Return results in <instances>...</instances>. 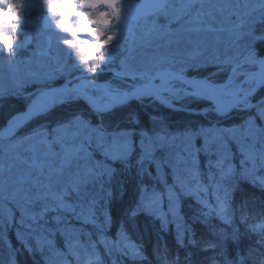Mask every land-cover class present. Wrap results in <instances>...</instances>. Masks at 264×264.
Returning a JSON list of instances; mask_svg holds the SVG:
<instances>
[{
  "label": "rangeland",
  "instance_id": "rangeland-1",
  "mask_svg": "<svg viewBox=\"0 0 264 264\" xmlns=\"http://www.w3.org/2000/svg\"><path fill=\"white\" fill-rule=\"evenodd\" d=\"M256 2L257 0H167L164 10L156 17L128 22L121 26L118 22L120 17L115 14L114 6L108 4L107 0H0V49L3 48L5 55L12 61L3 62L7 66L6 70L0 62V74L4 77L2 85L5 91L14 88L19 92L27 86L28 95L39 94L37 87L49 85L58 75L64 76L65 72H70L72 68L76 71L79 69L77 72L81 73L83 72L81 66H89L90 63L95 69L98 62L102 69L118 64L141 72H147L149 68L152 70L155 67L162 68L165 72L169 71L167 70L169 67L171 69L175 67L170 73L178 76L179 70H182L179 68L183 67L186 61L190 62L191 67L194 65L198 67L209 59L222 65L221 61L225 64L246 59L248 62L243 76L251 83L247 88L231 81L221 90V99L229 104L225 107L227 115L249 113V117L238 126H234V129L215 122L212 125L209 123L212 127L199 129L197 134L183 133L165 137L164 133H160L162 130H168L165 127L168 123L165 125L162 120L165 116L159 113L157 107H151L150 118L155 123L158 122L156 128L160 131L156 135L142 136L136 146L131 135L122 130L113 128L114 131H111L93 127L96 131H92L88 127L72 125L73 120L69 121L66 132L61 133L57 129H52L53 133H50V136H44L40 140L41 134L38 129L47 130L52 127L50 123H40L23 135H14L13 140L0 143V225H12L14 215H17L15 238L27 245L25 239L29 237L38 249L57 233L66 238L77 234L80 238L88 236L87 231L92 228L98 234L109 221L101 211L100 199H95L99 194L103 197L102 188L112 180L109 177L111 170L106 163L111 165L112 161H125L131 158L136 159V170L142 176L149 174L151 168L155 175L159 173L161 177L163 173L160 172L163 168L169 167L173 171L174 182L166 185L165 181L161 180V183L170 204L168 205L170 212L175 214L177 207L175 185L181 183L178 182L181 174L178 165L182 162L188 163L184 174L191 175L197 172L198 164L195 158L200 151L199 148L196 149L197 145L203 147V151L207 153L220 151L222 149L215 147V142L223 135V138L231 140L230 142L238 146L240 151L241 145L247 144L244 148L248 153L242 150L239 154L242 158L245 155L248 159L255 158L256 151L250 146L255 145L264 136V105L251 108L250 100L242 101L241 106L236 103L256 81L257 64L251 62L254 50L249 48L253 41L251 43L247 41V39L256 41L263 36L261 32L253 33L255 30L253 22L262 20L261 17L264 16V3L260 2L258 5ZM65 9L69 10L67 14L62 13ZM5 12L8 13L7 18L3 16ZM41 16L46 19L39 23L37 19ZM43 23L46 27L45 33L50 26L54 32L51 47L47 46L45 49L43 45L33 43L30 52L32 56L21 59L28 49L23 43L10 41L11 36L15 35V32L18 34L20 30H25L29 35L42 33ZM5 41L10 42L6 44ZM223 41L228 43L225 44ZM216 45L219 48H215ZM38 49L47 50L48 54L41 55L43 51L39 52ZM124 52L127 54L123 55ZM118 53L123 56H118ZM34 84L38 86L34 87ZM168 85V81H162L158 87ZM97 87L98 85L88 84V90L93 91L94 99L98 103L112 102L108 94ZM186 87L190 91H197L195 101L198 107H190L193 113L183 112L184 114L194 120H202L200 113L194 112L204 110L205 107L212 112L211 110L219 107L211 101L210 95L203 91L199 83L184 82L183 88ZM113 94L116 99L122 95L114 92ZM146 95L142 97L145 98ZM180 95L173 94V98L168 96V99L175 104ZM70 97L76 98V94L72 93L68 98ZM191 104L194 105L193 102ZM232 105L233 108L230 107ZM246 105L248 108L241 109ZM208 118L219 119L210 113ZM116 119L118 120V117ZM45 140L47 143H44ZM200 140L201 143L197 144ZM83 143L87 145V150L81 149ZM218 144L221 145L220 142ZM83 157L92 165L87 164L86 170L80 172L78 161ZM260 159L264 161L262 156ZM65 171H69V175H61L60 185L52 182L53 172L58 176L59 172L62 174ZM78 187L91 190L90 201L83 198L85 194L79 192ZM143 191L146 194L147 191ZM76 194H79V197ZM150 199L153 200L154 197L151 196ZM61 220L66 229L68 225L70 226V221L78 224L73 226L71 223L73 229L62 230L58 226ZM49 224L58 230L51 227H47V232L42 230V226ZM42 232L48 235L41 236ZM107 239L110 238L106 237L101 241L111 242ZM43 240L45 244L40 246ZM89 242L86 240L84 244H87L81 247L68 243L61 254L51 250L48 242L46 254L50 258L49 264L89 262L96 264L98 245L91 246L92 241ZM0 245L6 249L10 247L6 236L1 237ZM127 245L124 239L118 238L109 245H103L102 248L106 254L116 256L115 253L123 251ZM65 252V255L70 254V259L63 257ZM94 259L96 261H93Z\"/></svg>",
  "mask_w": 264,
  "mask_h": 264
},
{
  "label": "trees",
  "instance_id": "trees-1",
  "mask_svg": "<svg viewBox=\"0 0 264 264\" xmlns=\"http://www.w3.org/2000/svg\"><path fill=\"white\" fill-rule=\"evenodd\" d=\"M260 2L264 3V0H257L256 3L261 4ZM254 13L256 12L252 14ZM261 18L263 19L253 22L255 27L253 33H262L263 38L261 40L258 38L256 41L247 39L249 43L254 42L249 48L257 54L264 51V16ZM250 35L252 34L250 33ZM224 43L226 44L228 41ZM215 48L219 47L216 45ZM125 54L127 52H124L123 55ZM123 55L118 53V56ZM8 57L3 48L0 49V62L5 66L3 67L5 70L7 66L3 62H12ZM214 62L209 59L199 64L200 67H194L196 65L191 67L190 62L186 61L182 69L190 75L193 73L197 76L206 77L209 81L223 83L230 67L237 63V60L225 64L221 61L223 65L219 64L220 62ZM119 67L131 69L126 66ZM81 69L85 70L86 68L81 66ZM10 76L13 75L10 74ZM3 79L4 77L0 74V90L5 93L4 97L0 99V129L21 113L31 99L35 97V95H28L27 86L19 92L14 88L5 91L2 85L4 84ZM151 107H157L159 113L165 116L162 120L168 123L169 134L195 132L201 128H206L207 124L204 121L194 120L184 113L138 102H130L108 113L103 120L105 122L104 128L105 130L111 129V131L115 128L129 133L132 141L137 145L143 134H155L157 131L156 123L150 118ZM76 117L87 120L90 125L89 130L96 131L94 128L99 129L96 123L97 119L89 113L88 108L81 101L70 100L56 104L47 113L33 119L19 135H23L34 125L44 122L50 123L52 127L48 126L50 128L47 130L38 129L41 134L40 140L44 136H50V133H53L52 129L69 124V121L71 122ZM115 124L118 126L116 127ZM233 124L228 123V125ZM5 142L7 141H0V143ZM232 145V143L228 144L227 148H223L221 152L212 151V153H207L200 148L202 150L196 154L195 160L198 159L200 166H197V173L192 174L193 180L191 179L192 175L187 176L189 192H184L185 196L181 199L183 203L181 212L186 222L185 225L190 232L189 235L185 236L183 242L175 236L172 223L163 225L159 219L154 218L153 214L148 212V207L141 206L143 203V200L139 199V196L140 198L143 197L141 190L143 187L149 188V183L142 181L141 185L137 181V176L134 177V175L139 174L136 170V159L112 161L111 165L106 163L111 170L109 177L112 180L102 188L103 197H100L99 194L95 199H100L101 208L107 212L110 218L109 228L121 230L138 247L130 254L128 249L126 255L119 260V264H264V182H262L264 181V161L260 159V156L264 158V136L255 145L250 146L253 151H256L254 155L256 159H248L246 155L242 158L239 155L242 150L246 151L244 147L247 144L241 145V151ZM86 146L85 144L82 145L81 149L87 150ZM209 148L212 147L209 146ZM79 161L84 162L82 168L85 169L87 164L88 166L92 165L84 157ZM172 172L169 167H165L160 173H165L171 177ZM63 174L69 175V171L62 174L59 172L58 176L53 172L51 175L56 181L53 180L52 182L60 185ZM159 175V173L155 175L153 168H151L149 174L143 176L144 179H152L154 176L158 178ZM78 190L85 194L83 198L86 201L91 200L92 192L90 189L78 187ZM76 195L79 197V194ZM214 208L220 210L218 215L212 212L206 215L204 212ZM15 210L18 211V209ZM14 217L12 225H0V240L1 237L6 236L10 243V247L7 249L0 245L1 264H49L46 254L48 242H50L51 250L61 251L64 250L65 241L72 242L74 240H72V235L66 238L57 233L51 236V240L47 244L44 240L41 241L40 246L45 244L42 248H36L29 237L25 239L28 243L25 245L23 242L17 241L14 236V230L17 228V215ZM60 222L58 226L62 230L73 229L71 224L73 222L70 221V226L68 225L67 229L62 224L63 221ZM73 224V226H77L78 223ZM47 227L53 229V226L49 224L42 226V230L47 232ZM53 230H58V228L54 227ZM42 234L44 233L42 232L41 236ZM64 239L65 241H62ZM128 255L138 256L130 257Z\"/></svg>",
  "mask_w": 264,
  "mask_h": 264
},
{
  "label": "snow or ice",
  "instance_id": "snow-or-ice-1",
  "mask_svg": "<svg viewBox=\"0 0 264 264\" xmlns=\"http://www.w3.org/2000/svg\"><path fill=\"white\" fill-rule=\"evenodd\" d=\"M135 6L129 5V13L128 15H131V9ZM3 16H8V13H3ZM47 26V25H46ZM7 44L8 42L5 41ZM26 43H31V39L26 41ZM10 46V45H9ZM49 47H51V38H49ZM41 55H47V50L40 53ZM255 54L253 53V56ZM254 62H257L261 66V75L264 76V59H256ZM59 70V69H58ZM120 75V73H118ZM88 88V84L85 82H82L79 85H76L73 88H67V87H61L58 89H51L47 90L41 93V97L38 98L37 101H33L31 105L27 108V110L24 113H19L17 116L13 117L12 120L9 121L8 127L3 131L0 132V137H4L7 135L12 134L14 131H16L19 127L23 126L24 123L27 121L33 119L35 116L44 114L47 111H50L52 108L56 106V103H65L67 102V98L72 94H76V98H82L87 103H89L90 107H93L94 111L99 112H106L112 110V108L119 106V104L125 103L129 100L130 97H136L138 95H144L146 94V89H137L135 92L129 94V93H123L120 97V100L117 104H108L104 106H96L93 101V97L89 95V93L86 91ZM5 93L0 90V99L4 97ZM72 125L76 127H89V122L87 120H84L81 117L73 118V121L71 122ZM69 125L65 124L61 127L57 128L58 132H66ZM123 134V133H122ZM102 136L103 133H100ZM44 143H47L45 140ZM50 147V145H49ZM264 182V181H262Z\"/></svg>",
  "mask_w": 264,
  "mask_h": 264
},
{
  "label": "water",
  "instance_id": "water-1",
  "mask_svg": "<svg viewBox=\"0 0 264 264\" xmlns=\"http://www.w3.org/2000/svg\"><path fill=\"white\" fill-rule=\"evenodd\" d=\"M110 1H112V0H110ZM114 2V1H113ZM165 2H166V0H141V1H139V2H127L126 4H125V7H124V13H123V15H122V19H121V21L122 22H124L125 20H131V19H138V18H142V17H146V16H149V15H152V14H154V13H156V12H158V11H160L162 8H163V6L165 5ZM129 5H133V6H135L134 8H132L131 9V15H128V13H129ZM69 11H65V13L67 14ZM260 59H264V54H263V56H262V58H260ZM261 66H260V64L258 63V78H257V84L255 85V87H254V89H253V92H256L261 86H262V79H261ZM131 76H133V75H130L129 77H131ZM197 81H199L201 84H202V86H204V89L207 91V92H209V90H208V88H207V85L205 84V82L202 80V79H196ZM79 84H81L80 82L78 83V85ZM143 87H146V88H148L149 90H152L153 91V88H151L150 86H148V85H142ZM224 86V85H223ZM223 86H220L219 87V89H221ZM61 87H63V86H59V87H56V88H51V89H58V88H61ZM73 87H75V85H73L72 87H70V88H73ZM51 89H48V90H51ZM135 90L136 89H134V90H132V91H130L129 92V94H131V93H133V92H135ZM47 91V90H46ZM252 92V93H253ZM210 93V96H213V93L212 92H209ZM251 94V93H250ZM250 94H248V95H246L245 97H243L242 99H240L236 104H239V103H241L242 101H244V100H246L249 96H250ZM158 96L160 97V95L158 94ZM41 97V94L39 95V96H37L35 99H33L31 102H30V104H28V106L25 108V110H24V112L27 110V108L29 107V105H31L32 103H33V101H37L38 100V98H40ZM133 99V97H130L129 98V100L128 101H130V100H132ZM83 100V102H85L88 106H90L89 105V103H87L84 99H82ZM127 101V102H128ZM214 103H216V104H218V105H220V106H229V104H225V103H221V102H218V101H216V100H212ZM160 102H161V104H163L165 107H168L169 108V106L168 105H166V102L160 97ZM126 103V102H125ZM261 103H263L264 104V99H262V100H260V101H258L256 104H253L254 106H257V105H259V104H261ZM115 104H117V103H113V105H115ZM122 104H124V103H122ZM122 104H119V105H122ZM252 105V106H253ZM96 106H104V105H96ZM231 108H233L234 107V105H232V106H230ZM90 108H92L93 109V107H90ZM171 108V107H170ZM173 109H175V110H179V111H183V112H187V113H189V112H191V113H193L192 111H190V110H186V109H180V108H177V107H172ZM207 111H209L210 109H206ZM205 110H201L200 109V111H196V112H194V113H200V115H201V113H203ZM212 112H215V111H213V110H211ZM23 112V113H24ZM217 115H219V113L216 111L215 112ZM28 122V121H27ZM26 122V123H27ZM26 123H24L23 124V126H21V127H19L16 131H14L12 134H10V135H7V136H4V137H0V139H7V138H10V137H12V136H14L20 129H22L23 127H24V125L26 124ZM4 130H2V131H0V132H3Z\"/></svg>",
  "mask_w": 264,
  "mask_h": 264
},
{
  "label": "bare ground",
  "instance_id": "bare-ground-1",
  "mask_svg": "<svg viewBox=\"0 0 264 264\" xmlns=\"http://www.w3.org/2000/svg\"><path fill=\"white\" fill-rule=\"evenodd\" d=\"M258 5H260V4H258ZM253 13V12H252ZM263 37L261 36V39H262ZM260 39V38H259ZM260 39V40H261ZM254 56H253V58L256 60V58L257 59H260V54H257L255 51H254ZM253 55V54H252ZM237 76V78L238 79H236V80H233L234 82H236V83H239V86H242V87H247V88H249L250 86H251V83H249V82H247L246 81V79L244 78V77H242V76H240V75H236ZM135 77H136V75H135ZM249 84V85H248ZM249 86V87H248ZM252 88H253V86H252ZM94 104H96V101L94 100ZM87 108L88 109H92V108H90V106H88L87 105ZM146 174H144V176H145ZM137 176V181L138 182H140V184L142 185V181H144L145 183H149V188H148V190H150V189H153V187L150 185L151 183H155L157 180H156V178H155V176L154 177H152V179H150V178H148V179H144V176H142V175H134V177H136ZM141 195L144 197V199H142V198H140V196H139V199H142V200H147L148 198H147V193L146 194H144L143 192H142V190H141ZM138 199V200H139ZM133 201H134V199H133ZM148 202V201H147ZM108 218H109V216H108ZM137 227V226H136ZM87 232H89V230L87 231ZM109 235H110V239H107V240H111L112 241V238H114L117 234H116V230L115 229H111V231H110V233H109ZM97 250V249H96ZM126 253L127 252H125L123 255H121V256H118L117 258H120V257H124V255H126ZM100 254H98L97 256H99ZM122 257V258H123Z\"/></svg>",
  "mask_w": 264,
  "mask_h": 264
},
{
  "label": "flooded vegetation",
  "instance_id": "flooded-vegetation-1",
  "mask_svg": "<svg viewBox=\"0 0 264 264\" xmlns=\"http://www.w3.org/2000/svg\"><path fill=\"white\" fill-rule=\"evenodd\" d=\"M120 5V4H119ZM122 5V4H121ZM121 5H120V8H116V12L118 13V12H120V9H121ZM55 22L57 23V21L55 20ZM37 23V22H36ZM35 24V23H34ZM46 24V23H45ZM43 28H46L45 27V25H44V23H43ZM53 33L54 32H52V30H51V26H50V28H49V30H47V33H45V32H42V33H38L37 32V35L36 34H34V35H31L30 36V39H31V43H30V46H32L33 45V43H35L36 45L37 44H40V45H43V42H46V44L49 46V38H51V41H53L54 40V37H53ZM18 40H20V38L22 39L23 37H24V32H18ZM28 52L30 51L29 49L27 50ZM38 51H39V49H38ZM40 52V51H39ZM72 78V77H71ZM119 79H121V78H119ZM140 80H139V82L141 81V82H143L144 81V78H139ZM133 82H131L130 83V86H135V85H137V84H139V82L137 83V81H135V80H132ZM140 82V83H141ZM174 87V86H173ZM174 88H180V87H174Z\"/></svg>",
  "mask_w": 264,
  "mask_h": 264
},
{
  "label": "clouds",
  "instance_id": "clouds-1",
  "mask_svg": "<svg viewBox=\"0 0 264 264\" xmlns=\"http://www.w3.org/2000/svg\"><path fill=\"white\" fill-rule=\"evenodd\" d=\"M5 18H7V16H5ZM96 67L98 68L99 65H97ZM88 71L91 73V72H93L94 70H93V69H88ZM89 264H90V262H89Z\"/></svg>",
  "mask_w": 264,
  "mask_h": 264
}]
</instances>
